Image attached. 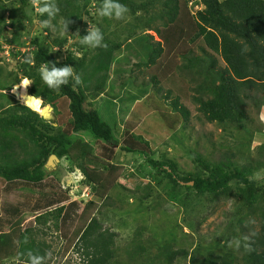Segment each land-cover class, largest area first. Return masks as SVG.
Here are the masks:
<instances>
[{
	"label": "trees",
	"instance_id": "16d2710c",
	"mask_svg": "<svg viewBox=\"0 0 264 264\" xmlns=\"http://www.w3.org/2000/svg\"><path fill=\"white\" fill-rule=\"evenodd\" d=\"M92 2L96 4L93 6ZM120 2L127 5L129 12L126 15L130 20L100 17L98 22L91 11L97 10L102 0H55L59 12L51 23L57 27L58 20H67L69 36L49 40L50 31L45 28L41 31L45 33L42 39L38 35L29 39L33 46L31 51L11 49V57L16 59L15 66L3 77L0 68V179L5 183H40L48 174L46 162L49 156L56 155L75 164L83 177L84 188H91L90 191L97 196H103L108 189L116 186L118 176L116 173L113 176L116 166L110 162L102 167L96 166V161L101 159L93 153V143L85 139L103 140L133 154L144 152L133 148L130 143L120 145L121 139L131 138L132 142H143L148 146L144 137L135 132L127 130L128 133L123 136L120 132L114 134V122L103 120L95 106V100L103 95L108 79L111 83L116 73H119L120 87L125 86L127 74L134 83L137 82L135 70L143 77L148 75L147 80L141 82L139 96H146L145 101L149 98L151 102L159 96L160 100L153 105L154 110L169 128L181 118L187 122L190 113L183 103L185 99L197 105L196 110L207 122L220 126L234 125L247 134L251 133L248 128V104L254 101L257 108L264 106V0ZM39 3L40 0H0V38H8L6 43L15 46H26V40L21 37L27 34L29 24L48 19L46 13L37 16ZM192 4L200 7L191 12ZM88 22L100 28L107 47L95 48L96 52L89 58L85 54L77 56L68 51L60 59L59 50L69 42L70 36L75 37L80 30L81 39L87 34ZM7 27L9 37L5 34ZM150 30L159 40L148 33ZM139 35L144 36L149 46L138 42L143 48L134 55L127 46ZM112 36L118 40L111 39ZM55 47L57 50L53 51ZM149 47L151 50L146 60ZM122 52L126 55L120 61L116 54ZM25 57L30 58L31 63L25 62ZM139 59L143 61L137 62ZM119 62L121 66L112 70V66ZM45 64L57 67L71 65L74 72L81 76L82 84L73 86L74 81L70 79L59 91L49 89L39 73L40 67ZM24 78L33 82L30 94L40 98L43 104L51 105L56 116L60 114L58 125L20 104L13 94L3 92L6 89L10 91ZM166 85L169 87L165 88ZM88 96L97 98L87 103ZM136 98L124 97V101L133 102ZM62 99L66 102L65 106L58 108L57 112L56 103ZM111 103L116 108V100ZM65 112L69 113V133L61 125ZM258 153L262 160L245 164L235 163L232 160L234 154L228 149L215 162L194 154L197 170L183 176L176 173L174 162L146 156L148 164L167 178L168 200L177 201L185 195L190 203L193 201L197 205V194L210 195L212 201L216 196L226 197L231 193L241 200L246 212L236 221V227L242 233L239 239L240 257L230 252L223 255L209 252L202 256L184 248L175 249L173 245L159 243L153 238L142 240L145 227L139 225L135 227L129 243L121 248L115 244L116 234L110 228L104 227L96 217H89L74 237L75 250L82 257L80 264H264V180L258 182L252 177L264 167V145L259 146ZM231 182L237 183L236 192H232ZM135 188L140 190L138 185ZM104 198L105 205L114 207L115 202L110 196L105 195ZM189 202L190 207H185L192 210L194 205ZM49 211L35 216V222L44 225L49 221V215L57 220L60 215L68 214L63 206L56 208L55 212ZM19 212V207L12 208L10 216ZM253 215L255 217L245 223L246 216ZM255 222L257 229L251 224ZM38 232L43 233L38 227L21 231L20 219L0 225V264L12 256L15 264H29V252L40 255L43 257L42 264H48L45 259L49 246L36 239ZM247 232L249 234L245 235ZM121 255H126V259L122 260ZM178 257L187 261L176 263Z\"/></svg>",
	"mask_w": 264,
	"mask_h": 264
},
{
	"label": "rangeland",
	"instance_id": "374dc122",
	"mask_svg": "<svg viewBox=\"0 0 264 264\" xmlns=\"http://www.w3.org/2000/svg\"><path fill=\"white\" fill-rule=\"evenodd\" d=\"M95 4L92 2L93 6ZM199 7L192 4L190 11L194 12ZM91 15L98 22L100 21L97 10H92ZM125 19L130 20V17L126 15ZM84 20L87 21L88 17H84ZM91 26L94 25L88 22L86 28ZM37 27L35 22L30 23L27 34L21 37L22 40H26V46H15L6 43L5 40L8 38H0L3 42L2 46H5L0 49L2 77L15 66L16 59L11 57V49L20 52L31 51L33 46L29 43V39L33 37L31 34L36 31ZM6 30L5 34L9 37V27ZM41 31L37 33L39 39H42L45 34ZM49 31V40L55 37L69 36L67 28L66 32L61 35L60 20H58L57 27L53 25ZM81 33L82 30L75 37L70 36L69 42L59 50L60 59L68 51L77 56L85 54L87 58L96 52L95 48L85 45L82 47L80 44ZM148 33L155 40H159L153 30ZM136 38L127 46V49L132 50L131 54L134 53V55L139 53L138 51H142L143 46H149L144 36L139 35ZM111 39L118 40L113 36ZM138 42H142L143 46H139ZM150 50L149 47L145 56L146 60ZM125 55L126 52L116 54L118 60ZM134 55L128 54L130 57H134ZM136 61H143V59ZM120 66V62L115 63L112 70H117ZM118 74L113 75L111 79L114 81L113 83L112 81L110 83V79H108L109 82H107L100 98L88 96L86 102L89 103L97 98L95 106L99 109L103 120L114 122V134L120 132L123 136L129 130L142 135L148 142V146L143 142H132L134 140L131 138L121 139L120 145L126 146L130 143L133 148L140 149L144 153H126L122 147L108 145L103 140H99V142L96 139H85L93 143V153L101 159L96 161L98 163L96 166L101 165L102 167V165L111 163L117 169L113 173V176L115 173L118 176L117 185L108 189L103 196H97L95 192L90 191L91 188H89L90 195L86 196V192H82L85 184L80 171L68 158L63 157L58 162L55 161L45 178L36 185L22 182L11 184L0 179V225H8L20 219L21 231L28 227L40 228L43 233L38 232L36 239L49 246L45 259L48 264H80L82 262V257L75 250L73 243L76 232L86 224V219L89 217H96L104 227L110 228L116 234L115 244L121 248L129 243L135 227L139 225L145 227L142 240L153 238L159 243L171 244L175 249L184 248L188 252L193 251L202 256L209 252L218 255L230 252L234 256L240 257L241 248L229 247V242L233 239H240L242 236L239 228L236 227L237 219L246 212L242 208L241 200L236 198L233 193L226 197L216 196L212 198V201L209 198L210 195L197 194L196 202H199L197 205H194L193 201L190 203L185 195H181L177 201L168 200L166 195L167 178L148 164L146 156L150 155L153 159L163 162H174L176 173L182 176L197 170L194 154H200L215 162L228 149L233 152L232 160L235 163L245 164L253 160H262L258 150L259 146L264 145V106L257 108L254 101L249 102L248 128L251 133L247 134L245 131L235 128L234 125L220 126L218 123L207 122L196 110L197 105L183 99V103L190 113L189 118L186 123L181 118L178 122H173L174 126L169 128L160 119L158 112L154 110L153 105H156L157 100H160L159 96L152 102L149 98L145 101L146 96H139L142 92L141 82L147 80L148 75L144 74L145 77H143V74L139 75L135 70L134 77L138 75L137 82L134 83L129 78L130 74H127L125 86L120 87ZM19 83L15 86H18ZM112 84L115 86L112 87ZM30 86L31 83L26 87L27 93ZM166 87L169 86L166 85ZM8 90L3 92L12 94L11 90ZM130 96L138 98L133 102L124 101V97ZM13 97L15 100H19L14 94ZM113 99L116 100V108L111 103ZM65 103L64 99L57 102L56 111L61 106H65ZM49 106L53 118L46 120L54 121V125H58L57 118L60 117V114L56 116L53 107ZM85 106L89 107L88 104ZM65 115L61 125L62 129L69 133L70 124L67 123L69 113L65 112ZM257 175L260 176V179L256 178ZM252 177L258 182L264 180V167L253 173ZM136 185L140 187V190L135 188ZM230 185L232 192H236L237 183L231 182ZM105 195L110 196L115 202L114 207L104 204ZM187 202L194 205L192 210ZM155 204H158L157 208H154ZM186 205L189 207L186 208ZM59 206H63L68 214L63 217L60 215L57 220L53 218V215H49L47 217L49 221L44 225L35 222V216L49 210L55 212ZM15 207L20 208L19 214L12 213L10 216V210ZM254 217L255 215L246 216L245 223ZM251 224L257 229L256 222ZM231 231L235 234L230 235ZM248 234L249 232L245 233V235ZM121 257L122 260L126 259V255H121ZM186 261L187 259L184 257L176 259V263H185ZM3 264H15L14 256L7 258Z\"/></svg>",
	"mask_w": 264,
	"mask_h": 264
},
{
	"label": "clouds",
	"instance_id": "9594fccd",
	"mask_svg": "<svg viewBox=\"0 0 264 264\" xmlns=\"http://www.w3.org/2000/svg\"><path fill=\"white\" fill-rule=\"evenodd\" d=\"M58 12H59V8L57 7L55 0H40L39 5L36 7L37 16H43L46 13L48 19L35 20L34 22L38 25V27L36 31L33 32L31 35L34 37L41 30L45 28L53 27L51 21L57 16ZM128 12H129V9L127 5L121 3L120 0H102V3L97 9L98 16L107 17V18H111L115 20L125 19L126 14ZM66 28H67V20L61 21V35H63L66 32ZM80 44L88 46L90 48H106L107 47V44L104 42L103 33L101 32L99 27H95V26H91L87 29V34L82 36V39L80 40ZM56 49L57 48H53L52 50L54 51ZM25 62L31 63V59L28 57H25ZM39 73H40V77L42 81L44 82V84L49 89H52L54 91H59L61 86L67 85L69 83L70 79L74 81L73 86L82 84L81 76L74 72V69L71 65H64L62 67H57L55 64H52L51 66L45 64L40 67ZM30 83H33V82L29 80L28 78H25L22 81V86H27ZM35 98L34 97L29 98V101L27 102V107L28 106L36 107V108L39 107L40 101ZM45 105H48V104H45ZM58 161H59V158H58ZM46 168L51 169L52 167L46 166ZM256 178L260 179V176L257 175ZM82 192H86V196L87 195L89 196L90 195L89 187H85L82 190ZM240 244H241V241L239 239H233L232 241L229 242V247H235L238 249L240 247ZM28 261H29V264H42L43 257H41L40 255H34L31 252H29Z\"/></svg>",
	"mask_w": 264,
	"mask_h": 264
},
{
	"label": "bare ground",
	"instance_id": "6f19581e",
	"mask_svg": "<svg viewBox=\"0 0 264 264\" xmlns=\"http://www.w3.org/2000/svg\"><path fill=\"white\" fill-rule=\"evenodd\" d=\"M22 81H21V83H19L18 86H13L11 89V92H12V94H14L18 97L19 101L22 104H25L27 106V102L29 101V98H31V97L28 96L29 92L27 93V89H26L27 86H22ZM35 99L40 101L39 107L38 108L29 107V106L28 107L31 108L32 110L40 113V114L47 115V113H49L48 107H46V105L43 104V102L40 98H35Z\"/></svg>",
	"mask_w": 264,
	"mask_h": 264
},
{
	"label": "water",
	"instance_id": "95a60500",
	"mask_svg": "<svg viewBox=\"0 0 264 264\" xmlns=\"http://www.w3.org/2000/svg\"><path fill=\"white\" fill-rule=\"evenodd\" d=\"M29 97H34L32 94H29L28 95ZM35 98V97H34ZM46 107H48V109H49V113H47V115H44V114H40L43 118H45V119H52L53 117H52V114H51V108H50V106H48V105H46ZM55 161H58V158L55 156V155H51L49 158H48V160H47V162H46V166L47 167H52L53 165H54V162ZM189 184H192L191 182L189 183Z\"/></svg>",
	"mask_w": 264,
	"mask_h": 264
},
{
	"label": "built area",
	"instance_id": "2783aa9c",
	"mask_svg": "<svg viewBox=\"0 0 264 264\" xmlns=\"http://www.w3.org/2000/svg\"><path fill=\"white\" fill-rule=\"evenodd\" d=\"M0 43H1V39H0ZM2 48H4L5 46H1Z\"/></svg>",
	"mask_w": 264,
	"mask_h": 264
}]
</instances>
